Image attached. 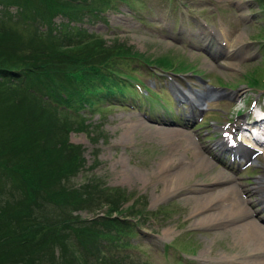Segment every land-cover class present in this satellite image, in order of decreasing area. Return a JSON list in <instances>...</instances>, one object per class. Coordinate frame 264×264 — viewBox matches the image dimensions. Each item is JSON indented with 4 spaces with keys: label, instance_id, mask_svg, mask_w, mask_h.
I'll return each mask as SVG.
<instances>
[{
    "label": "rangeland",
    "instance_id": "374dc122",
    "mask_svg": "<svg viewBox=\"0 0 264 264\" xmlns=\"http://www.w3.org/2000/svg\"><path fill=\"white\" fill-rule=\"evenodd\" d=\"M2 8L0 3V12ZM9 9L14 12L17 5H9ZM82 18L73 20L72 24L103 35L108 43L118 38L152 59L168 55L195 66L185 73L175 74L169 70L158 74L153 72L155 65L148 69L142 60H133L129 66H136L133 71L140 80L135 85L136 91L126 97L127 103L105 102L103 108L95 110L87 106L82 110L87 127L68 133L70 142L81 144L86 159V170L80 171L71 182L79 185L95 174L112 186H121L127 193L147 194L150 209L168 207L169 212L159 217L132 216L139 230L132 237L134 244L129 249L133 254H141L149 264H264V248L258 251L254 244H240L230 234L226 223L202 222L195 201L187 198V180L178 178L179 186L173 185L166 168L169 155L178 148L174 134L178 126L197 132L248 187L260 177L263 167L259 161L233 159L232 154L227 156L215 142L223 136V126L239 117L251 121L255 115L249 116V111L259 110L260 105L264 108V86L248 84L249 74L264 75V0H113L98 14L89 12ZM63 20L67 19L62 15L55 17L57 23ZM223 33L228 34L225 40ZM220 39L225 46L230 42L236 47L234 55L228 56L225 50L216 49ZM229 60H233L234 65L227 64ZM39 81H43V77ZM146 86L157 93L154 92L152 98L141 97L138 105V97L148 92ZM178 88L182 92L202 93L214 88L238 93V96L211 95L201 101L205 108L201 111L180 96ZM188 153L182 150L177 155L185 159ZM213 161L217 163L215 166L203 168L206 173L201 169H188L185 174L188 181H210L219 169L225 170L219 159ZM133 201V198L124 200L121 206L126 207ZM105 204L96 211L73 212L90 222L105 214L109 205ZM253 206L256 215L252 212L251 216L261 218L264 224V208L260 204ZM116 214L114 211L113 215ZM183 241H191L194 248H183L186 246Z\"/></svg>",
    "mask_w": 264,
    "mask_h": 264
},
{
    "label": "trees",
    "instance_id": "16d2710c",
    "mask_svg": "<svg viewBox=\"0 0 264 264\" xmlns=\"http://www.w3.org/2000/svg\"><path fill=\"white\" fill-rule=\"evenodd\" d=\"M112 1L0 0V264H149L129 249L139 230L132 216L159 217L168 207L150 209L147 194L127 193L95 174L72 183L86 159L68 133L87 127V106L126 103L140 80L133 60L155 65L153 72L185 73L195 65L168 55L152 59L72 24ZM57 15L67 20L57 23ZM248 77L250 86H264V75ZM145 89L150 97L157 93ZM105 203V214L90 222L73 212Z\"/></svg>",
    "mask_w": 264,
    "mask_h": 264
},
{
    "label": "bare ground",
    "instance_id": "6f19581e",
    "mask_svg": "<svg viewBox=\"0 0 264 264\" xmlns=\"http://www.w3.org/2000/svg\"><path fill=\"white\" fill-rule=\"evenodd\" d=\"M226 34L223 33L224 38L222 39H226ZM227 44L228 46H225L221 40L219 42V46L216 49L219 52L221 50H225V55H234L236 47H233V44L230 42ZM227 64L232 66L234 65V61L229 60ZM213 89L214 88L202 93L195 90L182 92L181 89L178 88L177 93L180 96L185 97L192 105L198 107L201 111L205 109L201 101L211 95L217 94L219 96H238V93ZM233 104L236 105L237 101L235 100ZM255 111L254 109H251L248 113L249 116L255 115L251 121L248 120V118L244 120L242 117H239L232 124L223 126V136L219 137L215 142L217 145L223 148V150L226 148V150L234 151L235 155H238L239 157H244L254 162H260L263 170L260 177L256 179L253 186L248 187L245 182L239 180L237 174L234 173V175L233 171H231V166L227 165L225 160H222L220 153L213 150L212 146L205 143L197 132L192 133L190 130L183 127L176 126V128H174V134L178 139L175 142V146L178 148L173 151L172 155H169V161L167 165H165L168 170V175L171 176L170 180L173 185H178V178L187 180L186 189L189 191L187 198L195 201L196 212L198 214L201 213L199 217L202 222L206 221L205 223H213L217 221L218 223L219 221V223L222 222L221 224L226 223L229 225L228 230L230 234H233V238L236 241H238L240 244H254L256 247L255 249L258 251H263L261 249L264 248V224L261 218L254 216L256 215V211L253 210V204H260L264 208V138H262V135H264V115H258L255 113ZM144 123L145 122H141V124ZM226 133L227 136L225 135ZM237 133H241V141L235 139V134ZM171 135L169 134V136ZM173 137L174 136H172L171 140H173ZM182 150H187L190 152L188 153V157L185 159L184 157L177 155V152L181 153ZM216 158L219 159L218 162L224 163L225 167L228 169H219L216 174L211 176L210 181H197L194 183L188 181L185 175L188 169L196 168L198 171L201 169L203 172H205L204 169H209L210 167H213L217 164H215L213 161ZM209 172H211V170ZM182 188L183 187H181V189ZM253 200L254 202L252 204ZM252 212L254 214L253 217L251 216Z\"/></svg>",
    "mask_w": 264,
    "mask_h": 264
},
{
    "label": "snow or ice",
    "instance_id": "6c2138e0",
    "mask_svg": "<svg viewBox=\"0 0 264 264\" xmlns=\"http://www.w3.org/2000/svg\"><path fill=\"white\" fill-rule=\"evenodd\" d=\"M225 135L227 136V133Z\"/></svg>",
    "mask_w": 264,
    "mask_h": 264
}]
</instances>
